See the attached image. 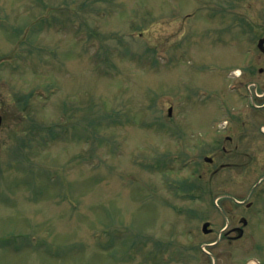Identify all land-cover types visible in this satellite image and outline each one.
I'll return each instance as SVG.
<instances>
[{"label": "rangeland", "instance_id": "rangeland-1", "mask_svg": "<svg viewBox=\"0 0 264 264\" xmlns=\"http://www.w3.org/2000/svg\"><path fill=\"white\" fill-rule=\"evenodd\" d=\"M261 35L264 0H0V264H264V207L232 241L210 195L264 188Z\"/></svg>", "mask_w": 264, "mask_h": 264}, {"label": "water", "instance_id": "water-1", "mask_svg": "<svg viewBox=\"0 0 264 264\" xmlns=\"http://www.w3.org/2000/svg\"><path fill=\"white\" fill-rule=\"evenodd\" d=\"M0 124H1V116H0Z\"/></svg>", "mask_w": 264, "mask_h": 264}]
</instances>
